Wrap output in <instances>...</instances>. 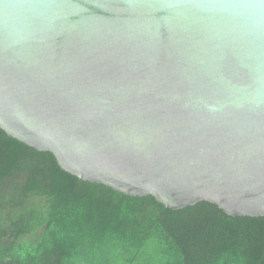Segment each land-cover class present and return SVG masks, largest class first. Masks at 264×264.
<instances>
[{
  "label": "water",
  "instance_id": "water-1",
  "mask_svg": "<svg viewBox=\"0 0 264 264\" xmlns=\"http://www.w3.org/2000/svg\"><path fill=\"white\" fill-rule=\"evenodd\" d=\"M0 128L83 181L264 217V0H0Z\"/></svg>",
  "mask_w": 264,
  "mask_h": 264
},
{
  "label": "trees",
  "instance_id": "trees-1",
  "mask_svg": "<svg viewBox=\"0 0 264 264\" xmlns=\"http://www.w3.org/2000/svg\"><path fill=\"white\" fill-rule=\"evenodd\" d=\"M0 264H264V217L83 181L0 128Z\"/></svg>",
  "mask_w": 264,
  "mask_h": 264
}]
</instances>
